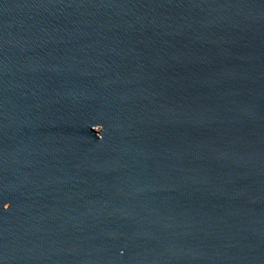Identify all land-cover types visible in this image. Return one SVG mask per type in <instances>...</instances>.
<instances>
[{
	"label": "water",
	"instance_id": "water-1",
	"mask_svg": "<svg viewBox=\"0 0 264 264\" xmlns=\"http://www.w3.org/2000/svg\"><path fill=\"white\" fill-rule=\"evenodd\" d=\"M0 264H264V0H0Z\"/></svg>",
	"mask_w": 264,
	"mask_h": 264
}]
</instances>
